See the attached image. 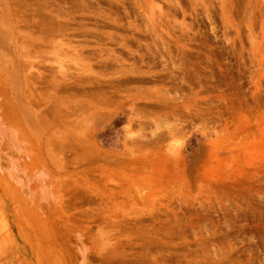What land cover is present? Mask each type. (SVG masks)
I'll list each match as a JSON object with an SVG mask.
<instances>
[{
  "label": "rangeland",
  "instance_id": "obj_1",
  "mask_svg": "<svg viewBox=\"0 0 264 264\" xmlns=\"http://www.w3.org/2000/svg\"><path fill=\"white\" fill-rule=\"evenodd\" d=\"M0 264H264V0H0Z\"/></svg>",
  "mask_w": 264,
  "mask_h": 264
}]
</instances>
